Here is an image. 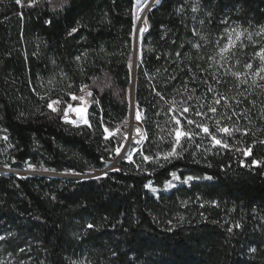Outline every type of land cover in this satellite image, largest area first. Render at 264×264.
I'll return each instance as SVG.
<instances>
[{
	"label": "trees",
	"instance_id": "1",
	"mask_svg": "<svg viewBox=\"0 0 264 264\" xmlns=\"http://www.w3.org/2000/svg\"><path fill=\"white\" fill-rule=\"evenodd\" d=\"M136 3L0 0V168L37 172L0 171V264H264V0L150 7L144 137L91 176L126 144ZM233 29L244 35L221 55ZM81 89L88 123L74 126L63 116ZM180 126L192 139L166 160Z\"/></svg>",
	"mask_w": 264,
	"mask_h": 264
},
{
	"label": "rangeland",
	"instance_id": "2",
	"mask_svg": "<svg viewBox=\"0 0 264 264\" xmlns=\"http://www.w3.org/2000/svg\"><path fill=\"white\" fill-rule=\"evenodd\" d=\"M136 10H135V15H136V24H137V21L139 19V17L143 14V13H147L146 11H148L150 9V7L157 2V0H136ZM147 21H146V16H145V21L143 23V31H141V34H140V38H139V44H138V57L136 59V65H137V62H138V59H139V56H140V40H141V36L143 34V32L147 29ZM229 34H232V33H229ZM235 35H233V39L235 38L234 37ZM228 43V42H227ZM133 57H132V60H131V69H133ZM256 78V76L254 77V79ZM132 88V87H131ZM87 92L89 91H86V90H83L77 94H73L72 96H76V97H83L84 99L83 100H80V99H77L80 104H70L72 105V108L73 109H82V111L80 113H77L76 111L74 110H69L68 109V106L67 108L65 109L64 111V116H63V120L68 123V124H71V125H74V126H79V125H83L85 124L84 123V120H87V115H88V104H89V100H90V96L87 95ZM132 97V96H131ZM132 99V98H131ZM53 101H59V104H53V108L55 109H58L59 106H60V100L58 98H51L50 99V104L53 102ZM52 108V109H53ZM132 111H131V115H130V118L128 120V122L126 123L129 126L130 124V119L131 117L133 116L134 118V125H133V132H134V137L132 139H135V140H141L143 139L144 137V134H143V127H142V123H141V117L140 119H136V113L137 111L141 112L140 108L134 103L132 104V107H131ZM65 116H67V119H65ZM73 121H75L73 123ZM139 130V131H137ZM130 131V130H129ZM129 131L125 134V138L127 136V134L129 133ZM132 141V140H131ZM131 143V142H130ZM124 148V147H123ZM129 150V149H128ZM123 151V149H121L119 151V155L117 158H114L111 163H110V169H113V168H116L118 163H116V161L118 160V158L120 157L121 155V152ZM128 153V151L125 153V155ZM124 155V156H125ZM123 156V157H124ZM122 157V158H123ZM115 163V164H113ZM0 171L2 172H9L11 171L10 169H6V168H0ZM23 172H27V173H23ZM28 172H34L31 168H27V169H24L22 170V172L20 171H17L16 173L18 175H21V176H25V175H29ZM173 185V183H171Z\"/></svg>",
	"mask_w": 264,
	"mask_h": 264
},
{
	"label": "snow or ice",
	"instance_id": "3",
	"mask_svg": "<svg viewBox=\"0 0 264 264\" xmlns=\"http://www.w3.org/2000/svg\"><path fill=\"white\" fill-rule=\"evenodd\" d=\"M16 2H17L18 4H20V3H21V0H16ZM31 2H32V3H35L36 0H31ZM157 2H159V0H157ZM76 30H77V29H75V28L72 29L73 32H75ZM141 31H143V29H141ZM245 31H246V30H245ZM233 34L235 35V40L233 39ZM257 34H258V35H264V27H261L260 32L257 33ZM243 35H244V32L238 31L237 29H233V33H232V34H228V43L221 47V55H223L224 53L229 52L232 48H235V46H236V41H237V40H240V38H241ZM250 37H251V34L249 33V38H250ZM241 47H243L242 44H241ZM257 55H259L261 61H264V48H262V49L260 50V52L257 53ZM78 59H79V58H78ZM246 67H247V68H251L252 65H251V64H247ZM261 71H264V66H262V67H261V68L255 73V75H259V72H261ZM234 75H237V74L234 73ZM261 79H264V77H261ZM244 82L247 83V81H244ZM84 87L87 88V85H85ZM209 90L211 91L212 89H209ZM81 91H83V89H81ZM157 94L159 95V93H157ZM87 95H88V96H91L92 93L89 91V92H87ZM72 99H73V100H77V99L83 100L84 98H83V97L72 96ZM215 102L218 104L220 101H219V100H216ZM53 104H59V101H53L51 104H49V107H50V108H53ZM68 109H69V110H74V111H76L77 113H80V112L82 111V109H79V108H77V109H73V108H72V105H70V104L68 105ZM55 110H56V109L53 108V111H55ZM183 111H184V112H187L188 109H187V108H184ZM210 111L215 112L216 109H215V108H211ZM197 115H200V113H197ZM65 119H67V116H65ZM136 119H137V120L140 119V114H139L138 111H137V113H136ZM74 122H75V121H73V123H74ZM187 122H188V124H190V125L193 124V123H195V122L192 121V120H188ZM84 123H88L87 120H84ZM176 124H177V125H180V124H181V122H180L179 119L176 120ZM89 126H90V125H89ZM196 127H198V128H202V131H203L204 133H206V134H208V135H211V136H212V140H213L217 145H221L222 147H225V148L228 147L227 144H222L221 140L217 139L214 135H212V134L209 132L208 127L203 126V125H201V124H197ZM237 130H239V129H237ZM105 131H107V129H105ZM137 131H139V130H137ZM219 131H222V132H226V133H227V132H229V129L225 127V128H220ZM173 132H174L175 144H174V146L172 147V150H171V151H170V152L164 157V159H166V160L169 159L170 157H173V156L178 155L177 152H176V147H178V146H179V147H182V145H181V143H180L181 138L186 137V138H188L189 140H191V139H192V136H193V133H192L191 131H184L183 128H182V126L175 128V129L173 130ZM116 151H117V153H119L120 149L117 148ZM250 152H251V149H249V150H248V153H246V154H250ZM143 159H144V160H149V159H151V157H149V156H144ZM253 162H254V163H259L258 161H253ZM46 171H47V170H46ZM105 174H106V173H105ZM171 175L173 176V178H177V179H178V177L176 176V173H172ZM188 179L190 180V179H192V178L189 177ZM167 186H168V187L173 186V185L171 184V181L167 182ZM146 187H151V185H146ZM153 191H156V189H153ZM88 227H92V225H88ZM0 239H3V237H0Z\"/></svg>",
	"mask_w": 264,
	"mask_h": 264
},
{
	"label": "bare ground",
	"instance_id": "4",
	"mask_svg": "<svg viewBox=\"0 0 264 264\" xmlns=\"http://www.w3.org/2000/svg\"><path fill=\"white\" fill-rule=\"evenodd\" d=\"M145 16H146V13H143L140 17H139V19H138V21H137V24H136V27H135V41H136V46H135V49H134V53H133V64L135 63V61H136V59H137V57H138V44H139V38H140V34H141V29H142V27H143V23H144V21H145ZM131 98H132V101H133V86H132V88H131ZM135 103V102H134ZM133 103V104H134ZM133 125H134V118H133V116L131 117V119H130V124H129V126H130V131H129V133L127 134V136H126V144H125V146H124V148H123V151L121 152V155L122 154H125L127 151H128V149H129V145H130V142H131V140H133L132 138L134 137V132H133Z\"/></svg>",
	"mask_w": 264,
	"mask_h": 264
},
{
	"label": "water",
	"instance_id": "5",
	"mask_svg": "<svg viewBox=\"0 0 264 264\" xmlns=\"http://www.w3.org/2000/svg\"><path fill=\"white\" fill-rule=\"evenodd\" d=\"M146 12H147V11H146ZM135 46H136V41H135ZM135 46H134V49H135ZM132 74H133V83H132V86H133V101H132V99H131V107H132V104L135 102L134 92H135V77H136V61H135V63H134L133 69H132ZM140 110H141V109H140ZM131 111H132V109H131ZM140 117H141V119H143V111H142V110H141V112H140ZM129 130H130V127H129ZM129 146H130V145H129ZM124 155H125V154L120 155V157L118 158V160L116 161V163H119V161L122 159V157H123ZM113 164H115V163H113ZM110 167H111V166L109 165L107 169L102 170V171H99V172H97V173H94V174H92L91 176H96V175L103 174V173H105L106 171L110 170ZM18 171H19V170H18ZM9 172L16 173L17 171L11 170V171H9ZM20 172H22V171H20ZM23 173H27V172H23ZM28 173H29V175H31V174H37V172H28Z\"/></svg>",
	"mask_w": 264,
	"mask_h": 264
}]
</instances>
